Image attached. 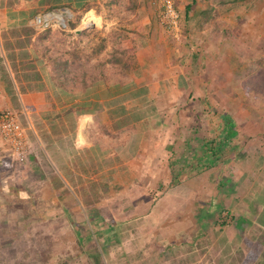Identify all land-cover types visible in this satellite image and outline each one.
<instances>
[{"label":"rangeland","instance_id":"374dc122","mask_svg":"<svg viewBox=\"0 0 264 264\" xmlns=\"http://www.w3.org/2000/svg\"><path fill=\"white\" fill-rule=\"evenodd\" d=\"M192 1L177 0V29L168 27L163 0H97L89 10L69 9L71 22L65 30L34 26L47 44L51 66L56 57L73 65L75 86L70 83V89L78 103L97 100L100 93L106 105L118 93L134 94L136 86L152 85L160 96L150 94L155 111L149 122L135 121L132 115L133 125L119 138L126 146L140 133L137 122L150 130L140 133L139 170L146 176L113 177L99 193L106 200L97 208L93 193V208L47 209L52 200L46 202V195L37 193L34 163L23 167L26 159L14 158L5 142L0 159V264H264V228L256 212L239 242V228L233 225L250 215L241 199L248 163L245 144L264 139V0H196L188 12ZM70 23H77L76 28L70 29ZM115 49L127 50L126 61L134 57L131 69L110 63ZM162 62L173 66L171 81L141 77L159 72ZM102 72L103 79L84 85V77ZM140 100L123 103L138 113ZM110 107L106 105L98 120L108 122L109 145L115 149L121 144L112 130L116 118ZM222 113L233 117L239 135L218 164L205 168L199 162L200 149L205 141H219ZM229 152L236 160L224 162ZM133 200L139 208H128ZM210 202L214 205L208 213ZM201 217L207 227L197 238ZM226 245L229 250L224 251Z\"/></svg>","mask_w":264,"mask_h":264},{"label":"crops","instance_id":"0c3cea01","mask_svg":"<svg viewBox=\"0 0 264 264\" xmlns=\"http://www.w3.org/2000/svg\"><path fill=\"white\" fill-rule=\"evenodd\" d=\"M92 2L0 0V111H13L26 129L30 151L23 167L31 168V163H34L37 193L46 195V202L52 200L47 209L74 212L93 208V193L99 200L95 204L97 208L103 206L106 198H102V194L113 177L126 174L141 180L146 176L144 171L139 170L142 151L140 133L150 130L142 131L139 127L140 133L133 135L123 146V142L119 143L120 135L131 126L112 128L117 144H121L112 149L109 145V124L98 120V115L102 118L107 109L82 108L70 84L66 88L61 87L58 82L68 77L64 74L59 77L54 73L44 37L33 25L37 14L50 11L53 7L67 8L76 13L85 10L84 4ZM31 61L36 62V68L26 66ZM160 64L163 68L159 72L153 74L147 71L141 77H156L158 82L171 81L175 76L173 66L168 68L166 62ZM181 82L185 81L180 78ZM149 89L153 97L160 96L152 85ZM5 144L0 135V159L6 152ZM245 145H248L245 149L248 163L243 173L242 208L246 214L254 209L258 225L264 228V139L252 138ZM257 169L259 171L256 172ZM211 170L208 169L209 172ZM27 174L33 177L28 171ZM119 193L123 194L122 191ZM135 202L133 200L128 208H139L140 205ZM213 205V202L208 203V213L212 212ZM197 222L198 238L204 235L207 225L204 217Z\"/></svg>","mask_w":264,"mask_h":264},{"label":"trees","instance_id":"16d2710c","mask_svg":"<svg viewBox=\"0 0 264 264\" xmlns=\"http://www.w3.org/2000/svg\"><path fill=\"white\" fill-rule=\"evenodd\" d=\"M97 0H93V2L91 4L86 3L84 4V8L85 10H89L92 9V4L96 3ZM111 3V1H110ZM196 3V0H193L192 3H190L187 6V11L189 12L191 10L192 5H194ZM57 7H53L51 9H55ZM44 13V12H43ZM38 15V14H37ZM204 20V19H203ZM69 22L68 21V26H69ZM203 21L201 20V23ZM77 26V23H70V29H75ZM66 28H63L62 30H65ZM48 31H50V28L46 29ZM80 35H83L84 32L79 33ZM103 42V41H102ZM104 43V42H103ZM102 49H105V44L102 45ZM115 53L113 54V57L110 59V63L113 65H118L119 63H121L122 65L128 67L127 69H131L132 68V64L135 61L134 57H129L128 61L126 58V54H127V50L125 49H115L114 50ZM121 52V56L118 55V53ZM134 60V61H133ZM51 61V60H50ZM54 61V65H53V69H54V73L57 76H61L63 75L62 73H67L70 74V77L60 80L58 83L61 84V87L63 86V88H66V86H68L70 83L71 85L74 83L72 82L74 80V77L71 78V70L70 67H72L73 65H71V63L69 61L62 60V59H57L56 60L53 59ZM28 68H36V62L35 61H31L29 64L26 65ZM135 70V69H134ZM141 71L138 70L137 74H140ZM66 74V77H67ZM105 77L104 73H100L99 76H95V77H84V85L86 87H89L90 84H94V82H96L95 80H97L98 77L102 78ZM96 78V79H95ZM94 81V82H93ZM89 83V84H88ZM91 85V87H93ZM134 89H136L137 92H135L134 94H124L122 96L118 94H116L115 96H112L113 99H111L109 102L106 103L107 106H111L110 107V115L112 118H116V121L114 122V129H122L124 127H128L130 125H133L131 122H133L132 120V115H133V119L135 121L138 122H149V116H151L154 111H153V105L155 103H153V101L150 98V91H149V87H142V88H138L137 86L134 87ZM87 92H89V89H87ZM97 100H91V101H85L84 103H82V108H92L94 110H99L100 108H104L106 107V105L104 104V102L100 101L101 98L100 97V93H97L96 95ZM90 97V96H88ZM141 97V100L139 101V107L141 109L140 112H136V109L133 110V113L131 111H129V109L127 108V105L123 102H127L131 99L134 98H138ZM132 113V114H131ZM224 127L222 128V132L220 135V139L219 141L216 143V141H205V143L201 146V151H202V156L199 159V162H201L202 166H204L205 168H210L213 165H216L219 163V161H221V157H224V153H225V149H229L231 143L233 142V140H235L237 138V136L239 135V131L237 129V123L235 122V120L233 119V117L229 114L226 113H222L220 115ZM138 122L134 125L135 127L138 126V128L140 127L141 123L138 124ZM141 128V127H140ZM142 130L146 129V127H142ZM216 143V144H215ZM230 153V152H229ZM236 159V157L234 156V154L230 153V157L227 160H223L224 162H229ZM255 210L252 209L250 210V215L249 218L247 217H239L238 220H236L237 222L234 223V226H237V228H239V232L238 235L236 236V241H240L242 239V232L243 230H245L247 225H251L252 222V218L255 214ZM237 219V218H235ZM202 230L199 232V234H202ZM223 238L225 239L224 241H227L228 238L226 235H223ZM262 248L264 249V241H260ZM229 250V246L226 245L224 251ZM228 257H231V254H227Z\"/></svg>","mask_w":264,"mask_h":264},{"label":"built area","instance_id":"2783aa9c","mask_svg":"<svg viewBox=\"0 0 264 264\" xmlns=\"http://www.w3.org/2000/svg\"><path fill=\"white\" fill-rule=\"evenodd\" d=\"M177 0H163L164 17L170 29H177L179 12L176 7ZM71 11L63 8L59 13L50 10L34 17L33 25L36 28L46 30L57 26L61 29L68 28ZM0 135L11 149L12 155L18 160L26 159L30 145L27 139L26 129L18 119V116L10 110L0 111Z\"/></svg>","mask_w":264,"mask_h":264}]
</instances>
